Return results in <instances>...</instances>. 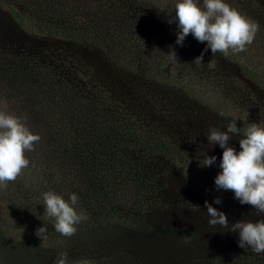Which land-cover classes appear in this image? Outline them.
<instances>
[{"label": "rangeland", "instance_id": "1", "mask_svg": "<svg viewBox=\"0 0 264 264\" xmlns=\"http://www.w3.org/2000/svg\"><path fill=\"white\" fill-rule=\"evenodd\" d=\"M155 2L163 10L171 8L175 19L177 0ZM226 2L257 22L259 27L252 42L235 53L231 49L227 53L205 51L203 61L197 63L193 59L200 55L206 42L195 40L193 45L183 41L179 45L182 54L180 57L176 55V61L168 54L176 45V26H172L175 22L158 23L159 32H147L143 43H138L139 51L131 46L133 52L128 53L126 60L144 69L141 70L146 78L132 74L142 83L140 88L154 86L150 90L153 101L135 104L128 95L117 96L112 85L100 79L94 67L98 54H91L83 48V44L69 43L48 34L51 25L40 16L42 4L46 1L0 0V110L23 118L30 131L40 137L33 149L25 152L29 165L15 180L7 181L0 187V231L6 237L52 247L59 253L66 252L68 264H263L255 260L258 254L250 248L237 246L238 237L230 232V226L208 223L204 201L212 204L215 197H219L221 203L213 204V207L225 213L229 224L240 219H264V213L255 212L249 209L251 205H241L234 199L231 190H218L214 186V177L220 170L218 164L222 149L207 144L206 134L212 126L220 130L225 126L218 120L215 123L213 119H207V112L201 120L193 121L192 126L173 120L175 115L180 118V113L186 112L185 106L194 104L192 99H195L209 104L213 112L223 111L225 107L228 117L235 116L231 121L240 119L245 129L250 123L264 125V92L240 70L246 65L264 76V0ZM141 26L148 28L147 23ZM154 40L156 48L162 51L158 55L168 59L167 70L178 68L169 76H161L158 67L152 69V65L142 64L147 61L141 51L153 48L151 42ZM138 52L141 53L137 55ZM229 55L245 65L239 67L229 62ZM209 60L215 61L213 68L208 67ZM126 62L121 59L118 64L125 67L123 64ZM72 81L78 89L87 84L91 89L106 92L111 98L110 104L120 107L124 113L119 125L129 129L126 135L137 138V142L133 141L135 145L161 147L169 143V156L154 155L153 164L135 165L133 168L126 165V154L123 153L121 157L109 158L106 166H100L104 173L103 182H99L100 198L106 201L104 208L111 211L114 208V220L121 221L129 230L122 234L127 241L107 255L89 249L90 246L81 238L102 234L101 225L95 218H102L100 215L105 209L96 214L95 196L92 190L87 189L90 186L79 164L74 163L72 170H63L68 158L65 155L67 147L88 139L80 115L74 110L73 102L66 98L64 84ZM177 81L184 88L182 92L190 97L185 100V105L168 91L175 88L173 85ZM75 91L76 88L73 94ZM154 106L161 108V115L154 113ZM240 138L235 135L230 141L237 150ZM88 151V148L83 151L86 159L90 156ZM202 152L215 155L216 164L199 167L198 158ZM169 157L176 159V164H172ZM145 166L150 175L143 170ZM147 177L155 186L147 187ZM165 184H169L168 187ZM160 185L165 196L160 193ZM47 190L61 194L65 199L69 193L77 194L79 210L87 214V219L76 226L77 230L71 236L56 232L54 219L43 212L40 194ZM42 224L47 229L46 240H40L34 234ZM187 230L195 235L194 248L197 243L199 247L206 245L211 248L212 241L217 242L216 247L209 249L204 257L194 256L197 251L188 256L191 250L187 245L175 240H179L178 237L186 234ZM140 231L145 236L157 233L161 239L144 238L139 241L136 238Z\"/></svg>", "mask_w": 264, "mask_h": 264}, {"label": "trees", "instance_id": "2", "mask_svg": "<svg viewBox=\"0 0 264 264\" xmlns=\"http://www.w3.org/2000/svg\"><path fill=\"white\" fill-rule=\"evenodd\" d=\"M44 1H46V3L42 4L43 7L41 8L40 16L41 19L47 23L49 22L51 25V28L47 30L50 36L63 38L69 43L83 44V48L88 49L91 54H98L99 56L95 60L94 67L98 71L100 79L112 85L113 92L117 96L120 95L123 97L128 95L130 99L135 101V104H141L144 101H153L150 98L152 94L150 90H153L154 86H151V88L147 87L146 89L140 88L142 83L137 81L138 79L136 77L132 76V74H134L141 78H146L144 77L145 73L142 71L144 69L141 68V70L140 67L133 66L129 63L130 61L126 62V60H128L129 57L128 53L133 52L131 51V46H134L135 49L139 51L140 46L138 43H143V36H147V32H159V28H157L158 23H168V19L172 21L175 20L171 8L165 10L161 9L158 4H155L157 3L155 1L158 0ZM91 8L95 10L91 11ZM18 19L20 21V18ZM133 20L134 22H132ZM142 23H147L148 28H143V26H141ZM172 26L176 25L172 24ZM184 42L194 45L195 39L189 33ZM151 44H154L153 48L150 50L147 48L146 51H141L144 56L143 58L147 61L142 64L152 65L150 66L152 69H154V66L158 67L161 76H163V74L169 76L170 73L175 72L178 68H174L172 71L167 70L168 59H164L162 55H158V52L161 53L162 51L160 48H156V41H152ZM173 50L177 57H180L182 52L179 46L175 45ZM141 52H138L137 55ZM123 56H125V58H123ZM153 56H158L159 59ZM223 56L226 58V55ZM121 59L125 60L126 63L123 64L125 67L118 64ZM156 59H158V61H155ZM227 60L237 64L239 67L245 65L241 64V61L232 55H229ZM139 65L141 67L144 66L141 64ZM245 66H243V69L240 67V70L245 72L244 74L248 75L253 82L257 84V87H259V89L261 88L264 92V76L259 71ZM64 85L66 86V98L69 102H73L74 110L80 115L82 126L88 132V139L82 143H77L76 146L69 145L67 147L68 150H66L65 155L68 158L65 161L63 170L64 168L72 170L74 163L80 165L78 166L84 174V179L89 183L91 188L86 187L88 190H92L95 196L94 200L95 203H97V206L96 204L95 206L98 210L96 214H98L99 212H103L105 209L104 206L106 205L105 199L100 198L102 191H100L101 187L99 186V182H103L104 180V173L100 166H106L109 158L121 157L120 154L123 153L126 154L124 158L126 165H132L133 168L135 165L153 164V159L156 155L169 156L170 153L167 149L169 143H165L161 147H155V145L150 147L147 144L135 145L136 143H133V141L137 142V138L134 135H126L129 129L124 128L123 125H119L124 113H122L120 107L110 104L111 98L106 95L105 91L99 92L97 88L91 89L87 84H83L81 89H78L74 81ZM173 86L175 88H172L171 91L167 90L171 92L178 101L185 105V100L190 97L182 92L184 88L179 81L174 83ZM75 88L76 91L73 94ZM156 90H158V88ZM192 101H194V104L191 103L190 105H186V112H181L180 118L175 115L173 119L175 122H186L189 126H192V122L198 119L201 120L203 116H206V112L208 113L206 116L207 119H213L212 121L215 123H218L215 121L218 120L221 122L220 124L225 127L228 122L235 119V116L232 118L227 116L225 107L223 111L219 110L213 112L211 107L208 106L209 104L206 105L195 99H192ZM153 108H156V106ZM154 113L161 115V108H156ZM203 113L205 114L203 115ZM210 114L213 115L212 118ZM234 122H236L239 128L237 137H242L245 130L242 121L236 119ZM146 146L148 147L146 148ZM87 148L90 154L88 159L83 156V151ZM169 158L172 164H176V159L172 157ZM89 165L94 167L90 168ZM143 170L147 173L149 172L150 175V170H147V166H145ZM147 180L148 188L155 186L150 182L148 177ZM168 185L169 184H165L166 187H168ZM160 186V193L164 195L165 191L162 189V185ZM113 209L114 208H112V211L105 209V212L100 215L102 218H95V221L101 225L100 229L102 230L100 232H102V234H89L81 237L82 240H84L83 242L90 246L89 249H94V251L103 255L113 253L116 251L115 249H118L120 245L127 241L126 236L122 234L129 230H127V227L121 221L114 220ZM249 209H253V207H249ZM254 211L258 212L255 209ZM134 218H136V216H134ZM158 236L157 233L145 236L142 231H140L139 237L136 239L139 241L144 238L161 239L158 238ZM194 236L192 231L187 230L186 234L183 233L178 237L179 240L175 239L181 245H187L191 250L188 256L195 251L197 252L194 253V256H207L209 249L215 248L217 245V242L212 241L211 248H209L206 245L199 247V243H197L195 249L193 244L196 238ZM58 254L59 252L52 247L48 248L44 247V245L32 242L14 241L11 237H6L5 234L0 231V264H52L58 259ZM255 260L264 264V255L258 254L255 256Z\"/></svg>", "mask_w": 264, "mask_h": 264}, {"label": "clouds", "instance_id": "3", "mask_svg": "<svg viewBox=\"0 0 264 264\" xmlns=\"http://www.w3.org/2000/svg\"><path fill=\"white\" fill-rule=\"evenodd\" d=\"M175 44L182 45L190 33L198 42L204 43V49L193 62L203 61L205 51L233 53L242 51L250 44L258 30L254 20L242 15L231 7L226 0H177L175 4ZM170 57L177 61L176 53L170 50ZM208 67L215 66L209 60ZM239 128L236 122H228L223 130L210 127L206 134L207 144L222 149L219 160V171L213 183L218 190H231L233 198L248 204L256 211L264 213V125L250 123L242 138L238 139L239 150L230 144ZM40 137L30 131L23 118L0 110V187L7 181L15 180L22 169L29 165L26 151L33 149ZM215 155L202 152L198 158L199 167L216 164ZM44 213L54 219L53 227L62 236H71L76 226L87 219V214L79 210L78 196L69 193L67 199L52 190L40 194ZM221 199L215 197L210 204L204 201V208L210 225L230 226V232L238 237L239 248H250L257 254H264V219L256 221L237 220L231 224L223 211L213 207L220 204ZM45 225L36 228L35 235L41 240L47 239ZM56 264H68L67 253L60 252Z\"/></svg>", "mask_w": 264, "mask_h": 264}]
</instances>
